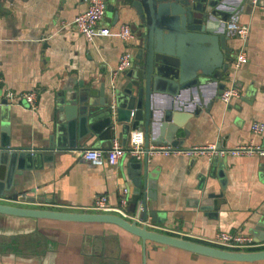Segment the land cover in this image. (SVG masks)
Returning <instances> with one entry per match:
<instances>
[{"label":"crops","instance_id":"obj_1","mask_svg":"<svg viewBox=\"0 0 264 264\" xmlns=\"http://www.w3.org/2000/svg\"><path fill=\"white\" fill-rule=\"evenodd\" d=\"M237 2V0H233ZM241 2V1H239ZM241 2L242 9L228 43L235 52L241 44L237 28L250 24L247 43L248 61L236 69L233 59L226 85L236 82L241 96L230 103L218 98L210 107L207 99L214 92L213 84H205L183 93L186 101L201 99L198 114L188 118L178 135L181 147L216 143L220 148H233L240 143L264 145V130L254 134L253 121L264 124V0L260 5ZM87 0H0V96L9 89L12 106L11 143L15 146L40 148L48 143L56 123L58 93L99 86V79L121 80L125 70L114 75L120 56L129 49L137 52V34L124 40L120 26L138 21L133 9L126 11L115 5L106 11L102 23L109 34L98 33L88 39L73 24L77 14L85 10ZM119 13L116 14V10ZM225 85V86H226ZM35 91V105L21 96ZM168 95L157 98L158 105L167 104ZM130 133L128 141L135 131ZM115 138L118 139V136ZM96 136L84 147L93 145ZM127 141V142H128ZM143 142V145H144ZM151 144V147H154ZM83 147L57 149L51 160L24 173L18 186L26 190L24 198L0 201L24 206L95 211L90 208L98 194L106 193L112 206L120 203L122 190L129 188L130 199L135 186L122 172L129 153L117 164L105 158L91 162L80 156ZM215 152L194 155L187 152H149V169L156 179V198H149V228L206 242L218 230L250 233L256 245L264 248V239L251 230L264 210V180L259 171L262 155L254 153L219 154L224 162L226 185L209 175ZM143 156V153H140ZM220 197H209L219 193ZM33 199V200H30ZM209 200L211 203H206ZM217 199L219 208L210 209ZM137 209H142L138 202ZM136 209V210H137ZM145 219V218H144ZM144 224V222L142 223ZM261 238V239H260ZM0 261L11 264H261L264 261H232L200 254L180 247L164 245L142 238L112 222L75 221L45 217L22 216L0 212Z\"/></svg>","mask_w":264,"mask_h":264},{"label":"water","instance_id":"obj_2","mask_svg":"<svg viewBox=\"0 0 264 264\" xmlns=\"http://www.w3.org/2000/svg\"><path fill=\"white\" fill-rule=\"evenodd\" d=\"M239 1L243 0H108V9L115 5L126 11L133 9L138 17L139 22L133 27L138 37L133 64L119 81L105 73L97 87L90 84L59 92L54 131L50 133L48 143L40 148L11 143L12 106L9 98L0 96V197H26V190L18 188L25 180V171L53 159L57 149L84 147L93 136H96L95 146L109 148L116 136L127 144L132 131L144 129L143 156L128 147L126 152L130 156L122 174L135 186L128 208L135 211L140 202V216L152 215L156 219V212L149 210V198H156V179L149 169L151 144L181 147L180 128L187 134L186 121L198 114L202 105L198 94L196 101H186L184 92L194 89L197 93L198 87L211 83L214 92L207 99L206 107L220 98L233 59L228 39L242 9ZM250 4L253 5L252 0ZM118 13L119 9L116 10ZM164 94L169 96L168 103L158 105V96ZM209 175L217 176L225 187L226 172L219 154L210 161ZM259 175L264 180V155ZM221 195L223 191L209 193V197ZM205 202L211 203L206 199ZM206 205L204 207L210 209L219 208L217 199ZM0 212L112 222L140 236L144 243L152 240L225 260L264 261V248H223L152 229L114 212L64 210L3 201H0ZM251 231L264 239V210ZM0 264L11 263L0 261Z\"/></svg>","mask_w":264,"mask_h":264},{"label":"built area","instance_id":"obj_3","mask_svg":"<svg viewBox=\"0 0 264 264\" xmlns=\"http://www.w3.org/2000/svg\"><path fill=\"white\" fill-rule=\"evenodd\" d=\"M88 5L85 10L77 14L73 20V24L76 28L88 39H93L98 33L109 34L110 27L104 25L102 21L105 18L107 11L108 0H87ZM253 5H260L258 0H252ZM120 36L128 41L135 38L136 34L132 26L129 23H123L119 30ZM250 34V24L242 23L237 28V35L241 39V44L235 52L233 59V65L236 69L240 68L245 62L248 61L247 43ZM134 53L127 49L122 52L117 68L114 70V75L120 71L126 70L133 64ZM231 75V74H230ZM2 78L0 77V81ZM4 96L10 98L13 96L11 90L7 89L4 92ZM21 96L31 106L35 105L36 93L35 91H25L21 93ZM241 96V89L232 81L226 85L221 94L220 99L225 103H230L235 97ZM251 129L254 134L261 133L264 130V124L260 121H253ZM143 131H135L127 144L121 142L118 138H114L112 145L109 148L99 147H83L78 151L80 156L91 162H101L103 159H107L111 164H117L119 158L126 152L128 147L131 148L132 152L144 153L143 149ZM152 151H164V152H187L188 154L194 155L197 153H204L206 151H213L216 154H240V153H254L257 152L260 155H264V145L255 144L253 140L249 143H240L233 148H218L216 143L207 145H194L190 148H182L172 144H160L155 145L150 150ZM130 202L129 188L125 186L122 190V196L120 203L116 206H112L108 202V195L106 193L98 194L90 208L99 212H114L128 219H135L137 222L147 225H153L140 216V209L131 211L128 206ZM205 243L213 244L228 249H249L256 245L254 236L250 233L243 232L242 230L229 231V230H218L213 236L205 238Z\"/></svg>","mask_w":264,"mask_h":264}]
</instances>
